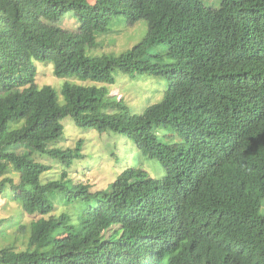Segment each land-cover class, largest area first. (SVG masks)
<instances>
[{"label": "trees", "instance_id": "1", "mask_svg": "<svg viewBox=\"0 0 264 264\" xmlns=\"http://www.w3.org/2000/svg\"><path fill=\"white\" fill-rule=\"evenodd\" d=\"M121 15L147 22L142 41L87 56ZM66 18L76 27H63ZM35 59L52 62L57 77L101 85L64 82L60 103L36 85ZM116 72L158 75L161 99L131 111L109 94ZM65 116L124 136L131 157L113 154L129 164L106 188L66 169L43 178L51 166L36 154L65 168L81 157L80 140L52 145ZM161 125L180 141L158 137ZM135 150L164 176L136 166ZM2 195L22 213L1 217L0 233L19 234L24 247H1L0 264H264V0H0Z\"/></svg>", "mask_w": 264, "mask_h": 264}, {"label": "rangeland", "instance_id": "2", "mask_svg": "<svg viewBox=\"0 0 264 264\" xmlns=\"http://www.w3.org/2000/svg\"><path fill=\"white\" fill-rule=\"evenodd\" d=\"M75 18L64 19L62 26L75 28L77 19ZM146 31L147 22L144 19H139L130 24L121 15L114 20L109 32L96 35V46L94 48H86L85 54L87 56L100 54L120 55L142 41L146 35ZM162 48L163 45L157 43L149 51L155 54V52H159ZM33 63L37 71L35 76L36 85L38 87L51 86L57 93L60 103L63 102L60 90L64 82L79 85H101V83L89 80L83 81L70 76L57 77L53 74L52 62L35 59ZM114 76L116 82L110 84L109 94L117 95L118 97L123 96L122 100L128 104L130 110L133 112H140L145 107V104L160 100L167 84L165 80L155 74L145 75L146 77L140 79L133 78V76H139L138 73L131 76L122 72H116ZM60 123L63 126L62 134L52 145L62 149L73 148L80 140L82 142L81 157L76 158L70 167L65 168L62 163L55 159L36 154L35 156L38 161L51 166V169L44 173V179L59 178L63 170L66 169V174L69 178L71 177L77 182L83 181L90 184L92 190L103 189L114 180L117 173L120 172L122 165L129 164L127 162L125 164L116 162L113 154L115 152L119 160L122 159V161L131 157V154L128 156L127 152H123L125 149L123 147V135L113 133V131L82 130L70 116L63 117ZM157 135L166 142H179L181 139L178 132L170 126L161 125L157 130ZM138 152V150L134 151L136 156L132 159L136 166H141L152 177L161 178L164 176V168L156 158L141 156ZM8 175H11V173ZM14 180H16V175H14ZM169 199L172 204L177 203L174 198L169 197ZM15 208L17 209L14 217L16 220H19L18 216L22 213L20 208L16 204H13L8 197L0 196V218L9 216ZM61 209L62 207H58L56 212H60ZM260 211L264 215V199L262 200ZM24 221H29V218H25ZM22 239L23 237L19 234L15 238V235L10 230L0 233V248L13 243L16 248H23Z\"/></svg>", "mask_w": 264, "mask_h": 264}, {"label": "clouds", "instance_id": "3", "mask_svg": "<svg viewBox=\"0 0 264 264\" xmlns=\"http://www.w3.org/2000/svg\"><path fill=\"white\" fill-rule=\"evenodd\" d=\"M157 130H158V128H157ZM171 197L174 198L175 200L178 199V198H176V197H174V196H172V195H171ZM178 200H179V199H178ZM169 201H170V199H169ZM169 201H168V202H169ZM176 202H177V200H176ZM169 203H170V202H169Z\"/></svg>", "mask_w": 264, "mask_h": 264}]
</instances>
